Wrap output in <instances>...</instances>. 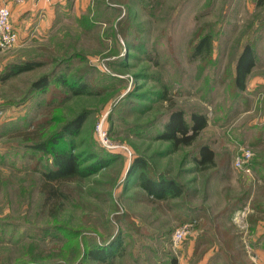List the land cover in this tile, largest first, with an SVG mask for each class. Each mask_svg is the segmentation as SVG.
<instances>
[{
    "label": "rangeland",
    "instance_id": "374dc122",
    "mask_svg": "<svg viewBox=\"0 0 264 264\" xmlns=\"http://www.w3.org/2000/svg\"><path fill=\"white\" fill-rule=\"evenodd\" d=\"M56 1L50 29L0 51V70L8 62L42 61L0 83V264H226L216 253L229 252L224 232L244 252L255 222L264 219V86L237 91L232 78L249 42L256 52L249 80L264 76V4L240 16L238 0ZM37 17H29V28ZM206 32L210 55L192 56ZM43 75L49 88L32 90ZM62 77L83 92L54 81ZM171 108L207 117L196 142L176 151L157 137ZM82 112L84 122L66 143L83 165L94 162L91 154L107 164L51 181L55 190L46 199L39 167L51 160L29 145ZM203 144L215 161L205 168L192 160ZM243 150L251 156L236 169ZM136 157L148 167L128 173ZM149 173L174 180L180 193L151 196L140 186ZM193 219L175 244L174 230ZM115 238L110 258L84 257Z\"/></svg>",
    "mask_w": 264,
    "mask_h": 264
},
{
    "label": "trees",
    "instance_id": "16d2710c",
    "mask_svg": "<svg viewBox=\"0 0 264 264\" xmlns=\"http://www.w3.org/2000/svg\"><path fill=\"white\" fill-rule=\"evenodd\" d=\"M264 0H256V5H263ZM198 35V34H197ZM196 35V36H197ZM199 40L192 46L191 52L192 56H204L207 57L211 53L212 48V37L209 32H206L202 35H199ZM256 61V52L252 42L246 43L235 62L234 74L232 78V84L235 90L242 91L245 89V81L250 71L255 65ZM42 61L36 59H25L18 62H8L0 70V83L6 81L10 77H13L19 73L29 71L35 67L40 66ZM83 79V78H80ZM55 82L69 87L72 90L73 94H78L83 92L80 90L83 88L82 84L76 83L74 80L72 83H69L68 80L62 78L54 79ZM52 80L48 75H43L35 80L31 84V89L35 91L43 92L49 88ZM76 84L77 90L72 89ZM57 91V90H56ZM55 91V92H56ZM53 94V93H52ZM52 99V97H51ZM86 118L84 112L76 115L70 121H67L59 131L52 134L48 139L45 140H33V143L29 145V148L35 151L42 152L43 154L49 156L51 162L50 164H43L39 167V173L43 179V186L46 188L42 189L41 193L43 196L47 197L50 193H53V186H50L51 181L55 180H64L70 179L76 176L85 177L93 174L100 168L104 167L107 164L106 159L97 158L96 155L90 156L91 159H94L91 164L83 165L80 162L78 155L72 149L73 143H66V140L70 137H73L81 127L82 123ZM207 126V117L206 114L200 111L191 112L189 118L185 117L184 111L181 109L171 108L169 111L168 119L163 126V130L157 136L158 139L168 141L173 151L179 150L182 146H191L193 145L200 132ZM28 139V138H27ZM66 144V145H65ZM193 162L202 168L209 167L215 164L214 161V152L212 148L208 145L203 144L198 147L197 152L192 158ZM148 167L146 162L140 158L136 157L135 160L130 164L128 173ZM49 185V186H48ZM140 186L151 196L155 198H163L167 195L176 196L180 193L179 186L171 179H161L156 180L153 173L148 175L141 176ZM47 194V195H46ZM233 211V210H231ZM225 238L224 240L230 246L228 247L229 252L224 253L220 249L216 251L217 257L224 255L225 259H228L226 264H251L250 261L244 260L245 252L237 251L234 249L235 235L223 233ZM222 234V235H223ZM116 241L112 239L106 245L103 244H94V247L84 251V257L87 259H97L99 261H104L114 255L117 245L113 246V243ZM241 257L238 261L236 257ZM174 261V260H173ZM242 261V262H241ZM175 263V261H174ZM173 263V264H174ZM49 264H54L49 262ZM78 264V263H71Z\"/></svg>",
    "mask_w": 264,
    "mask_h": 264
},
{
    "label": "crops",
    "instance_id": "0c3cea01",
    "mask_svg": "<svg viewBox=\"0 0 264 264\" xmlns=\"http://www.w3.org/2000/svg\"><path fill=\"white\" fill-rule=\"evenodd\" d=\"M4 2L7 3L8 6H12L13 14H15V17L13 16L14 19L17 15V18L15 19L16 24L13 23L14 20L12 21V24L17 32V42L21 46L28 45L32 42L30 40L34 35L42 34L45 30L51 28V23L56 12V0H52V2L46 0H1V4ZM255 6V0H238V14L241 16L243 10L251 13ZM15 11L17 13H15ZM36 14H38V17L36 18L37 22L29 28L31 25L29 17L31 15L35 16ZM253 68L246 78L245 89L242 90V92L249 90V87L264 86L263 75L255 76L250 82L249 79L253 74ZM255 223V230L251 235V244L247 246V249L245 248L246 250H244V252L247 254L251 264H264V219H257Z\"/></svg>",
    "mask_w": 264,
    "mask_h": 264
},
{
    "label": "built area",
    "instance_id": "2783aa9c",
    "mask_svg": "<svg viewBox=\"0 0 264 264\" xmlns=\"http://www.w3.org/2000/svg\"><path fill=\"white\" fill-rule=\"evenodd\" d=\"M52 1V0H46ZM17 32L12 24L11 9L7 3L0 5V51L7 50L17 43ZM98 134L100 135L103 145H109L105 138V133L102 130L101 124L97 126ZM130 155V153H129ZM251 154L247 150H243L240 155H237L233 162V167L236 169L243 168L244 164L249 160ZM248 171V169H247ZM196 220L185 222L176 228L173 232L172 239L175 244H179L189 233Z\"/></svg>",
    "mask_w": 264,
    "mask_h": 264
}]
</instances>
